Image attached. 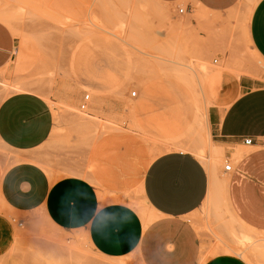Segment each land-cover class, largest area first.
Returning <instances> with one entry per match:
<instances>
[{
  "label": "rangeland",
  "instance_id": "1",
  "mask_svg": "<svg viewBox=\"0 0 264 264\" xmlns=\"http://www.w3.org/2000/svg\"><path fill=\"white\" fill-rule=\"evenodd\" d=\"M164 2L0 0V19L20 42L15 59L0 72V101L30 89L54 114L53 133L30 162L53 182L67 176L90 180L103 202L127 203L147 222L152 216L140 198L147 166L172 151L195 154L223 172L227 163L234 166L227 155L214 162L191 131L206 129L224 77L247 76L264 85V62L248 33L257 0H246L226 18L193 2ZM15 155L0 144L1 171ZM111 188L120 193L111 194ZM217 194L213 206L193 218L208 235V257L233 250L231 256L248 261L249 250L264 245H256V234L234 219L223 191ZM4 202L0 213L16 236L0 264H115L90 247L85 232L55 229L40 212L22 218Z\"/></svg>",
  "mask_w": 264,
  "mask_h": 264
},
{
  "label": "crops",
  "instance_id": "2",
  "mask_svg": "<svg viewBox=\"0 0 264 264\" xmlns=\"http://www.w3.org/2000/svg\"><path fill=\"white\" fill-rule=\"evenodd\" d=\"M155 1L193 2L203 12L224 18L246 4V0ZM249 20L252 48L264 62V0H257ZM19 44L13 30L0 19V72L13 62ZM221 89L217 104L209 109L205 130L214 138V144L211 137L210 143L217 153L236 162L234 171L212 173L207 169L211 166L188 152L157 156L147 167L140 196L149 207L150 222L127 203L103 202L90 180L67 176L53 182L41 166L31 163L33 152L53 133V111L33 91L5 95L0 101V144L16 155L10 160L12 166L4 171L0 166V200L22 218L40 212L55 229L85 232L90 247L115 264H133L134 258L138 264H264V251L255 247L249 250L248 261L231 255L209 258L208 235L199 231L201 223H193L196 213L213 206L221 190L234 219L256 234V245H264V146L260 142L264 138V85L251 77L228 76ZM204 94L202 83V101ZM248 139L255 144L246 145ZM15 233L11 220L0 213V255L10 250ZM203 241L208 246L204 250Z\"/></svg>",
  "mask_w": 264,
  "mask_h": 264
},
{
  "label": "bare ground",
  "instance_id": "3",
  "mask_svg": "<svg viewBox=\"0 0 264 264\" xmlns=\"http://www.w3.org/2000/svg\"><path fill=\"white\" fill-rule=\"evenodd\" d=\"M4 14V13H3ZM4 23H6L8 26H9V24H8V22H4ZM10 25H11V23H10ZM10 27V26H9ZM207 74H205V76H206ZM177 76V75H176ZM204 81V80H203ZM21 90L23 91V89L21 88ZM30 90V89H29ZM20 91V90H19ZM28 92V91H27ZM197 96V95H196ZM198 99H199V96H198ZM200 106V105H199ZM85 116V115H84ZM89 119H92V118H90L89 117ZM196 124V123H195ZM197 125V124H196ZM198 125H202L203 126V124H199L198 123ZM200 126H198V127H200ZM201 128V127H200ZM199 129V128H198ZM195 132H196V136L199 138V141L200 142H202L200 145L202 146V144H204L205 146H208L210 149H211V151H212V154H213V156H214V162L216 161V159L215 158H217L218 156H219V152L217 153V151H216V149L212 146V144L210 143V136H209V134L207 133V131L205 130V129H201V130H195ZM201 148V147H200ZM199 148V149H200ZM205 148V147H204ZM196 149V148H195ZM203 150V149H202ZM205 151V150H204ZM197 154V153H196ZM195 155V154H194ZM221 155V154H220ZM210 163V162H209ZM212 163V162H211ZM214 165H216V164H214ZM149 166V165H148ZM147 166V167H148ZM213 168V167H212ZM213 169H215V170H217L218 168H213ZM147 170V169H146ZM209 170H210V168H209ZM215 170L213 171V172H215ZM212 172V173H213ZM142 188V187H141ZM142 190H143V188H142ZM211 198H213V196H211ZM214 201V200H213ZM215 202V201H214ZM229 209V208H228ZM230 211V210H229ZM233 216V215H232ZM145 218H146V216H145ZM259 247V246H258ZM264 247V246H263ZM260 248V249H257V250H259V252L261 251V252H263L262 250L264 249V248ZM262 249V250H261ZM235 252V251H234ZM233 252V250H226V252H224L226 255H230V254H232V253H234Z\"/></svg>",
  "mask_w": 264,
  "mask_h": 264
},
{
  "label": "built area",
  "instance_id": "4",
  "mask_svg": "<svg viewBox=\"0 0 264 264\" xmlns=\"http://www.w3.org/2000/svg\"><path fill=\"white\" fill-rule=\"evenodd\" d=\"M180 11L183 13V10H180ZM131 96H132V97H136V96H137V93L134 92ZM89 100H90V96H89V95H86L85 98H84V103L81 105V109H82V110H85V109L87 108V102H88ZM260 142H261V144L264 146V138H261V139H260ZM245 144H246V145H251V144H255V142H254V140H252V139H248V140L245 141ZM224 169H225L226 172L231 173V172L234 171V166H233V164H231V163H227V165L225 166Z\"/></svg>",
  "mask_w": 264,
  "mask_h": 264
}]
</instances>
